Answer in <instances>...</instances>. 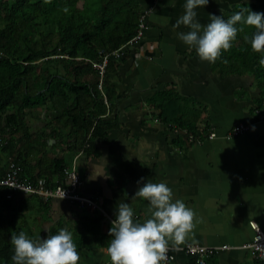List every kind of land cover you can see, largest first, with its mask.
Here are the masks:
<instances>
[{
	"label": "crops",
	"instance_id": "crops-1",
	"mask_svg": "<svg viewBox=\"0 0 264 264\" xmlns=\"http://www.w3.org/2000/svg\"><path fill=\"white\" fill-rule=\"evenodd\" d=\"M135 1L141 15L147 11L142 37L125 48L122 58L111 60L108 74L116 96L103 118L114 126L92 138L79 153L83 143L77 147L68 128L49 115L44 118V112L32 119L31 131L37 136L32 163L42 156L67 165L74 161L81 193L98 208H80L59 198L43 204L34 195L19 193L17 211L32 204L29 214L23 212L29 215L31 231L42 239L51 228L60 230L62 223L74 241L82 233L90 249H83L79 264H110L108 245L102 244L101 237L109 236L117 207L129 203L134 221L143 222L148 201L132 197L147 181L164 182L173 190L174 200L181 199L196 214L195 227L178 246L220 247L208 256L211 264H250L253 257L242 247L252 238L249 221L264 229V120L253 111L264 91L253 72L214 67L178 38L177 33L190 30L183 25L173 28L184 14L186 0ZM261 4L264 0H209L195 11L198 22L207 25L210 14L225 16L232 8ZM251 29L245 27L247 32ZM172 89L186 108L201 110L198 124L206 126L208 133L213 131V137L200 134L191 142L184 133L174 132L177 126L158 119L155 101ZM237 123L249 124L251 129L227 137ZM176 135L182 140L175 142ZM168 264L196 263L176 252Z\"/></svg>",
	"mask_w": 264,
	"mask_h": 264
},
{
	"label": "trees",
	"instance_id": "trees-1",
	"mask_svg": "<svg viewBox=\"0 0 264 264\" xmlns=\"http://www.w3.org/2000/svg\"><path fill=\"white\" fill-rule=\"evenodd\" d=\"M241 8L264 12V4L242 5L222 17L227 20ZM140 17L135 0H0V179L13 163L21 179L35 183L42 178L48 186L64 183L67 164L63 160L42 156L32 163L30 157L37 142L31 131L32 119L40 118L41 112L44 118L49 115L68 128L77 147L114 126L112 120L103 118L116 96L108 76L112 61H108L99 89V74L91 60L101 56L99 50L109 53L129 41L137 33ZM237 27L243 30L238 31L232 48L212 64L229 72H253L264 91V66L259 63L262 54L253 52L245 40L256 29L250 26L247 32L245 25ZM155 102L161 122L175 125L195 139L207 135L206 126L198 124L201 110L186 108L173 89ZM181 140L180 135L175 136V142ZM5 192L0 193V264H13L11 236L21 231L32 239L39 236L31 231L29 215L23 212L29 214L32 204L21 206L18 212L15 200L19 193L7 197ZM36 197L39 203L49 202ZM60 227L68 229L65 223ZM58 232L51 228L49 235ZM101 238L104 245L112 239L110 235ZM74 243L80 255L89 248L82 233ZM250 264H264V260L253 258Z\"/></svg>",
	"mask_w": 264,
	"mask_h": 264
},
{
	"label": "clouds",
	"instance_id": "clouds-1",
	"mask_svg": "<svg viewBox=\"0 0 264 264\" xmlns=\"http://www.w3.org/2000/svg\"><path fill=\"white\" fill-rule=\"evenodd\" d=\"M208 3L209 0H186L184 14L173 28L183 25L190 30L177 33L178 38L194 48L201 61L215 63L222 52L232 48L238 31L243 30L237 25L254 26L255 33L245 40L253 52L262 54L259 63L264 66V12L241 8L227 20L210 14L211 22L201 25L195 9ZM132 198L148 201L147 218L143 222L134 221L129 203L119 204L109 229L112 239L106 248L110 264H167L170 244L184 243L195 227L194 210L181 199L174 200L173 190L164 182L147 181ZM11 244L14 246L13 264H79L80 261L73 234L66 228L46 239H32L21 231L11 236Z\"/></svg>",
	"mask_w": 264,
	"mask_h": 264
},
{
	"label": "built area",
	"instance_id": "built-area-1",
	"mask_svg": "<svg viewBox=\"0 0 264 264\" xmlns=\"http://www.w3.org/2000/svg\"><path fill=\"white\" fill-rule=\"evenodd\" d=\"M147 11L142 13L140 17V23L137 33L126 43H123L120 47L112 50L109 53H103L102 50L98 51L101 55L97 59L91 60L92 67L97 70L99 74V84L98 87L101 89L102 81L106 75V68L109 60H118L125 54V48L133 45L137 42L143 34V29L145 28V16ZM103 102L108 107L107 95L103 92ZM254 115L260 119L264 120V96L261 98L260 102L254 107ZM251 129V125L237 123L231 127L227 132V137H234L243 132ZM175 133H184L189 141H196L192 134H188L185 130L174 129ZM214 132L208 133V137H213ZM89 141L85 140L82 144L79 153L83 152L89 147ZM78 155V154H77ZM65 182L63 184H57L54 186H48L45 184L44 179L40 178L37 182H32L28 179H21L18 176V167H15L13 163L10 164V169L7 171L6 176L0 179V193L2 190H6L5 196H11V192L22 193L27 195H35L44 201H50L53 198H59L62 200H67L74 203L80 208H89L90 210H95L98 205L90 197L84 195L80 191L81 180L79 174L75 168L74 161L71 165H67L65 168ZM113 221V220H112ZM249 225L253 231L252 238L246 242L242 247L250 251L254 259L264 260V229L261 228L257 222L254 220L249 221ZM228 245H223L221 248H226ZM220 247H208L201 246L192 243H186L182 246L172 247L169 246V251L167 253L168 260L167 264L174 259L176 252H181L186 257H190L194 260L196 264H211L207 260L208 256L212 253L217 252Z\"/></svg>",
	"mask_w": 264,
	"mask_h": 264
},
{
	"label": "rangeland",
	"instance_id": "rangeland-1",
	"mask_svg": "<svg viewBox=\"0 0 264 264\" xmlns=\"http://www.w3.org/2000/svg\"><path fill=\"white\" fill-rule=\"evenodd\" d=\"M250 27V26H249Z\"/></svg>",
	"mask_w": 264,
	"mask_h": 264
}]
</instances>
